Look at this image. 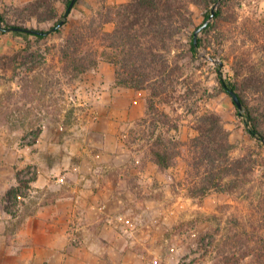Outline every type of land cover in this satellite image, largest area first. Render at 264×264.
Wrapping results in <instances>:
<instances>
[{
	"label": "rangeland",
	"instance_id": "rangeland-1",
	"mask_svg": "<svg viewBox=\"0 0 264 264\" xmlns=\"http://www.w3.org/2000/svg\"><path fill=\"white\" fill-rule=\"evenodd\" d=\"M12 1L1 0L0 10L9 13L13 5L32 0ZM209 2L211 10L217 9L219 2ZM100 5L101 0H81L72 19L88 17ZM231 7L264 22V0H234ZM191 8L195 27L186 41L210 11L203 4ZM29 26L48 30L52 24L34 20ZM213 40L209 50L200 49L189 63L187 82L163 107L178 126L172 135L182 141L194 138V114L210 110L224 119L235 157L249 150L264 154L248 133L245 110L237 109L221 87L219 73L227 82L234 73L231 63L222 60L227 47L219 48ZM27 41L23 34L0 31V54L13 53ZM60 42L52 36L46 43ZM39 52L46 55L45 43ZM107 64L75 84L64 82V95L57 93L44 110L20 102L15 94L19 78L10 82L8 75L0 81V264H264V194L257 181L249 199L247 194L231 197L224 189L201 199L188 197L185 165L163 174L139 143H132L148 94L115 82L102 88L111 74ZM113 88L132 90L136 108L144 101L143 116L127 122L125 114H115L119 105L104 96ZM262 170L263 163L259 177ZM5 247L14 256L21 254L20 261L6 258ZM84 249L94 252L87 260L82 259Z\"/></svg>",
	"mask_w": 264,
	"mask_h": 264
},
{
	"label": "trees",
	"instance_id": "trees-1",
	"mask_svg": "<svg viewBox=\"0 0 264 264\" xmlns=\"http://www.w3.org/2000/svg\"><path fill=\"white\" fill-rule=\"evenodd\" d=\"M71 2L32 0L13 5L9 13L0 10V25L5 28L40 30L29 26L36 20L38 24H52L48 30H41L47 32L65 21L50 35L16 31L28 37V41L13 53L0 54V81L8 75L10 82L19 78L15 94L20 102L30 109L49 107L57 93L64 95V82L75 84L88 72L97 70L101 62L108 63L114 67L117 87L148 94L145 115L138 130L131 132L132 143H139L163 174L185 165L184 187L188 197L201 199L213 190L224 189L231 197L247 194L249 199L256 181L260 194H264V154L249 150L235 157L236 145L220 114L210 110L196 112L197 136L182 141L172 135L178 126L163 108L173 102L178 89L187 82L189 63L196 59L200 49L209 50L215 39L219 48L227 47L222 60L231 63L234 73L233 80L228 82L219 73L221 87L229 94L227 85L238 94L248 133L264 150V22L257 14L243 17L231 7L234 0H213V5L219 2L214 19L196 44L195 32L190 41L185 39L195 27L191 6L208 7L209 19V0H127L117 4L101 0L98 10L78 20L72 19L73 12L65 18ZM110 24L114 26L112 31L106 30ZM52 36H59L61 42L49 46L46 42ZM42 43L46 45L45 56L39 52ZM20 69L25 72L18 74ZM189 85L188 81L191 96ZM36 133L38 139L41 124ZM12 194L13 191L8 193V199Z\"/></svg>",
	"mask_w": 264,
	"mask_h": 264
},
{
	"label": "crops",
	"instance_id": "crops-1",
	"mask_svg": "<svg viewBox=\"0 0 264 264\" xmlns=\"http://www.w3.org/2000/svg\"><path fill=\"white\" fill-rule=\"evenodd\" d=\"M109 1H110L109 4H111L112 0H109ZM124 2H126V0H124L122 2H118V3H124ZM104 65H105V62H101L100 65H99V67H98V69L99 68L101 69ZM107 65H109V64H107ZM106 68L108 70H110V72H111L112 75L110 74V76L106 79V84H104V86H102V88H104V89H107V86H111L115 82V77H114V72L115 71H114V67H112V66H108L107 67L106 66ZM96 83L99 84V81L96 82ZM100 84H101V82H100ZM94 87L97 88L98 85H96ZM78 90H79V88H78ZM112 92H115V95L118 94V97L117 96H113L112 97L111 96V93ZM140 95H141L142 98L144 97L143 94H140ZM104 96H105V98H109L110 100H112L113 101V104H116L117 103L119 105L118 111H117V109H115L116 110V113L115 114H117V113L119 115L125 114L124 117L127 120V122H133V121L139 119L140 117H142L143 114H144L143 113L144 112V107H145L144 101L141 104H139L140 106L138 108H136V107L133 106V105H138V102L139 101L138 100H134L135 98H133V96L135 97V94H133V91L132 90L122 89V88H113L112 91L104 92ZM110 100H108V102H110ZM77 101H79V96H78ZM120 101L123 103V108H121L120 107V104L118 103ZM114 127H113V129H115ZM2 236H4V235H2ZM9 248L8 247H5V249L3 250L4 256L6 258L12 256L11 258H13L14 260H17L19 262L20 261V258H21V254H18V256H14V254L11 253L12 251H8ZM93 253H94L93 251H89L88 249H84V252H83V255H82V259L84 258L85 260H87L89 257L92 256ZM23 259H25V258L23 257Z\"/></svg>",
	"mask_w": 264,
	"mask_h": 264
},
{
	"label": "water",
	"instance_id": "water-1",
	"mask_svg": "<svg viewBox=\"0 0 264 264\" xmlns=\"http://www.w3.org/2000/svg\"><path fill=\"white\" fill-rule=\"evenodd\" d=\"M76 2H77V0H72L71 4H70V6H69V8H68V10H67V12H66V14H65V18H68V17H69L70 13H71L72 10L74 9V6H75ZM215 12H216V7H214V8L212 9V14H211L210 18H209L208 20H206V21L204 22V24H203L202 26H200L199 28H197V30L195 31V34H194V40H195V43H196V44H197V42H198L199 34H200L203 30H205V29L208 27L209 23L214 19ZM64 23H65L64 20L61 21V22H60L57 26H55L52 30H49V31H47V32H44V31H41V30H34V29L5 28V27H2V26H1V30L4 31V32H8V31H14V32H16V31H19V32H26V33L37 34V35H50V34H52L53 32H55L56 30H58V29H60L61 27H63V26H64ZM221 65L223 66V63H221ZM226 88H227L229 94L232 96L233 101H234V103L237 105L238 109H239L240 111H242V110H243V104H242V102H241V100H240L238 94H237L234 90L230 89L227 85H226Z\"/></svg>",
	"mask_w": 264,
	"mask_h": 264
}]
</instances>
